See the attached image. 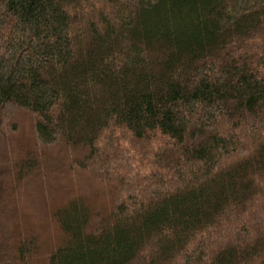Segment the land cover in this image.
<instances>
[{
	"label": "trees",
	"instance_id": "16d2710c",
	"mask_svg": "<svg viewBox=\"0 0 264 264\" xmlns=\"http://www.w3.org/2000/svg\"><path fill=\"white\" fill-rule=\"evenodd\" d=\"M0 264H264V0H0Z\"/></svg>",
	"mask_w": 264,
	"mask_h": 264
},
{
	"label": "rangeland",
	"instance_id": "374dc122",
	"mask_svg": "<svg viewBox=\"0 0 264 264\" xmlns=\"http://www.w3.org/2000/svg\"><path fill=\"white\" fill-rule=\"evenodd\" d=\"M12 111H13V110H11V113H13V112H14V111H13V112H12ZM20 120L22 121V124H23V126H24V129H25V128H26V126H27V118H26L25 116H24V117H23V116H21V117H20ZM86 193H87V192H86Z\"/></svg>",
	"mask_w": 264,
	"mask_h": 264
}]
</instances>
